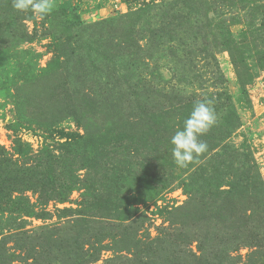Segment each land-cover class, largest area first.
Masks as SVG:
<instances>
[{
    "label": "rangeland",
    "instance_id": "rangeland-1",
    "mask_svg": "<svg viewBox=\"0 0 264 264\" xmlns=\"http://www.w3.org/2000/svg\"><path fill=\"white\" fill-rule=\"evenodd\" d=\"M0 264H264V0H0Z\"/></svg>",
    "mask_w": 264,
    "mask_h": 264
},
{
    "label": "clouds",
    "instance_id": "clouds-1",
    "mask_svg": "<svg viewBox=\"0 0 264 264\" xmlns=\"http://www.w3.org/2000/svg\"><path fill=\"white\" fill-rule=\"evenodd\" d=\"M13 7L20 12L31 11L43 20L54 8V0H13ZM211 99L196 102L183 125L171 136L172 156L178 167H186L196 157L207 151L208 145L200 139L216 123L217 116Z\"/></svg>",
    "mask_w": 264,
    "mask_h": 264
}]
</instances>
